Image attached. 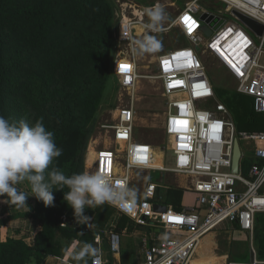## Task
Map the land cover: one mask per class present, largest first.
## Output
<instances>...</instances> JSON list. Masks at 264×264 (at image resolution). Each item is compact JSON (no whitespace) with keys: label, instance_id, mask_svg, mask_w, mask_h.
I'll return each instance as SVG.
<instances>
[{"label":"built area","instance_id":"1","mask_svg":"<svg viewBox=\"0 0 264 264\" xmlns=\"http://www.w3.org/2000/svg\"><path fill=\"white\" fill-rule=\"evenodd\" d=\"M199 1L189 0L175 21L188 43L163 52L156 59V78L167 99L162 127L167 144H159L158 149L170 153L168 166L155 165V147L135 138L136 113L132 105L121 104L116 108L112 122L105 125L108 141L94 150L92 172H104L117 184L126 183L132 188L135 171L148 173L144 189L137 196L130 214L107 204L118 217L124 214L138 228H150L140 240L141 256L136 264H192L198 253L197 247L207 234L222 226H236L252 239L255 217L264 213V130L236 129L228 108L216 97L199 56L206 51L215 56L236 80L234 90L252 97L254 111L264 113V64L260 62L264 53V29L259 35L248 27L258 37L257 41L254 40L245 30L247 26L244 23L242 26L233 13L237 11L264 27V0L207 1L206 5L213 7V11L201 7ZM202 13L221 21L207 38L201 31L203 22L199 16ZM185 16L194 23L191 31L183 21ZM145 25L142 20L122 16L114 33L116 48L124 45L127 49L115 54L113 64L118 85L128 94L135 90L139 79L134 38L138 27L145 29ZM124 31L127 38L122 37ZM237 33L244 34L248 41L246 46L238 41ZM196 45H201L198 51ZM177 53L190 55L177 56ZM164 61L168 62L167 65ZM118 62L125 63L130 69L117 71ZM232 64L240 69L239 73ZM172 94L178 96L170 99ZM210 101L212 105H209ZM235 140L239 143L241 155L237 172H232ZM240 142L248 147L246 152L241 149ZM245 157L251 159L247 167L242 164ZM156 171L172 172L189 182L184 187L189 201L181 204V210L163 203L162 193H159L162 187L159 181L162 180L150 179V173ZM154 203L164 204L166 211L154 212ZM176 217L179 220L173 219ZM59 220L61 227L72 224L65 213L59 216ZM117 220L110 218L102 229L95 231L92 242L100 250V264H109L107 254L113 257L121 253L126 229L117 231ZM88 229L95 230L91 222L85 225L84 230ZM251 250H254L253 262L225 257L219 264H264V259L257 258L255 249L251 247ZM90 264H95L93 259Z\"/></svg>","mask_w":264,"mask_h":264},{"label":"trees","instance_id":"2","mask_svg":"<svg viewBox=\"0 0 264 264\" xmlns=\"http://www.w3.org/2000/svg\"><path fill=\"white\" fill-rule=\"evenodd\" d=\"M117 29L110 0H0V116L10 122L23 119L29 125L42 118L62 149L49 171L55 167L69 176L85 172L90 126L111 81ZM214 89L237 130H264V113L254 111L252 97L234 89ZM67 191L54 188L52 206L34 196L33 201L27 197L24 205L5 203L1 207L0 215L7 214L0 217V226L14 216L9 213L11 208L25 206L26 211L20 214L30 215L41 229L32 243L15 237L0 240V264L41 262L48 255H59L62 244L58 235L92 244L96 229L105 226L112 209L107 204L86 208L84 214L91 217L95 228L86 231V224L76 222L63 199ZM182 193L180 187H167L163 203L181 210ZM62 213L70 226H60ZM124 227L130 231L137 225L122 215L116 230ZM253 239L257 258L264 259V213L255 217ZM122 260L136 264L132 252L123 253Z\"/></svg>","mask_w":264,"mask_h":264},{"label":"rangeland","instance_id":"3","mask_svg":"<svg viewBox=\"0 0 264 264\" xmlns=\"http://www.w3.org/2000/svg\"><path fill=\"white\" fill-rule=\"evenodd\" d=\"M188 1L189 0H110L114 7L115 18L118 20V23L119 20H122V16H125L126 18H131L133 20H142V22L147 24L148 17L145 14V10L155 6L162 7L165 13V20L163 21L164 30L159 32H149L145 28V30L140 32L137 29L138 31H136V33L138 34L134 38V42L136 40L142 39L145 35L150 34L160 41L161 46L157 51L153 53L139 54L134 50L136 54L139 79L135 90L130 94L120 89L117 76L114 72L113 64L115 54L120 50L126 52L127 49L124 45L120 47L117 46V48L114 49L113 61L111 63L112 66L110 68V85L103 96V100L90 126V134L84 153L85 171H93L94 158L90 163H88L86 156L88 155L90 149L94 151L97 148H100L102 144H104V142L108 141V129L105 127V125H108L112 122L114 112L116 108L121 104L133 106L136 113L134 136L137 140H142L153 145L155 147L153 151L154 156L156 155V152H161V150L158 149L159 144H167V140L164 137L162 128L165 113L167 111V99L162 93L160 81L156 78V59L163 52H166L176 46L186 45L188 43L187 39L184 37L180 29L175 25V21L180 10L184 8ZM207 1L211 0H201L199 1V4L201 5V7L213 11V7L206 5ZM138 11L140 12V14L138 13ZM241 24L243 26L242 22ZM244 28L245 30L250 32L254 40H258V37L255 33L248 29V27ZM199 56L214 88H235L237 84L236 80L231 76L228 70L219 62V60L215 56H213L209 51L201 52ZM260 62L264 64V53L261 55ZM124 64L125 63L118 62L116 64V70L119 71V69H122L121 65ZM209 105H212V101L209 102ZM240 145L241 149L244 152L248 150V147H246L243 142H240ZM250 160L251 159L249 157H245L243 159L242 164L244 165V167L248 166ZM169 161L170 153H163V166L167 167ZM147 174L148 173L146 171H135L133 174L134 183L132 184V188L136 190L137 196H140L144 189V184L147 180ZM150 179H157V181L162 180L159 181L162 185L161 189H159V193H163L164 190L169 186L182 188V198L185 195V184H189L188 181H185V177L168 171L151 172ZM19 187L22 191H27L28 194L31 195L30 190L25 186ZM0 197L2 198V196ZM28 197L31 201H33L34 196ZM188 201L189 197H187L185 200L183 199L182 202L184 204ZM122 215L124 214H121V216ZM127 217L131 219L129 216ZM137 234L140 235V233ZM208 235L211 237L213 257L216 258L218 262H220V260L224 259L225 257L233 261L248 262L250 260L251 247H253L255 251L257 248L254 239H251L249 235L236 227L228 228L222 226L213 230ZM139 239L140 237H138L137 240ZM58 240L62 244V255L65 254V256H68L69 258V254L75 250H78L80 247V242L77 238L67 239L58 235ZM135 242H137L135 238H131L129 235L124 236L122 237L121 248L123 247V245L133 246L135 245ZM201 255H203V253H197L192 264H195L199 260V256ZM139 258L140 257H137V260Z\"/></svg>","mask_w":264,"mask_h":264},{"label":"clouds","instance_id":"4","mask_svg":"<svg viewBox=\"0 0 264 264\" xmlns=\"http://www.w3.org/2000/svg\"><path fill=\"white\" fill-rule=\"evenodd\" d=\"M145 14L148 17L145 27L149 32L164 30L165 13L162 7L148 8ZM122 37L127 38L126 31L122 32ZM135 45L134 50L139 54L153 53L161 46L160 41L150 34L136 40ZM61 155L62 149L56 146L53 133L46 130L42 118L29 125L23 119L10 122L0 116V196H6L4 202L24 205L28 196H35L45 206H52L53 189L67 188L63 199L72 208L78 224H88L91 220L84 214L86 208L96 209L108 204L129 214L134 210L136 190L126 183H115L104 172L85 171L69 176L55 167L49 171L54 158ZM19 186H25L31 195ZM69 256L75 264H88L89 258L100 264V250L88 242Z\"/></svg>","mask_w":264,"mask_h":264},{"label":"crops","instance_id":"5","mask_svg":"<svg viewBox=\"0 0 264 264\" xmlns=\"http://www.w3.org/2000/svg\"><path fill=\"white\" fill-rule=\"evenodd\" d=\"M156 154H157L158 159L161 163L160 166H162L163 152L162 151L156 152ZM187 197H189V196L185 194L181 200V204L183 203L182 202L183 199L185 200ZM4 201L5 200L0 197V211H1V206H3L5 204ZM25 211H26L25 206H16V207H13L9 210V213L11 215H14V216L8 218L5 222V224L0 226V240H4L6 237H15V238H22L27 243L33 242L34 236L41 229V226L30 215L20 214V213L25 212ZM112 212H111L109 218L110 217L111 218L114 217L115 219L118 218V220H117V223H118L120 217H118L116 214H113ZM6 214L7 213H5L3 216L0 215V217H6ZM123 229H126L124 236L129 235L131 238H135L137 242H135V245H133V246L123 245V247L121 248V253L119 255L110 257V255L107 254L106 258L109 261V264H127V262H126L127 260H125V261L122 260V254L124 253L126 255L127 253H130V252L134 253V257H135L136 263H137V261H138L137 257L141 256V254H140V240L147 232H149L150 228H146V231L141 230L140 228H138V226L136 228H134L133 230H130V231L126 227H124ZM137 233H140V235H138ZM138 237H140L139 240H137ZM79 244L81 247L82 244L81 243H79ZM92 244H93V242H92ZM106 253L107 252H105V254ZM27 264H75V262L71 261L68 256H65V254L62 255V253L60 251V254L57 256L56 255H48L41 262L31 261ZM88 264H90L89 259H88Z\"/></svg>","mask_w":264,"mask_h":264},{"label":"water","instance_id":"6","mask_svg":"<svg viewBox=\"0 0 264 264\" xmlns=\"http://www.w3.org/2000/svg\"><path fill=\"white\" fill-rule=\"evenodd\" d=\"M233 13L240 19L242 23H244L247 27L250 29L256 31L259 35H261L264 27L262 24L258 23L257 21L237 12L233 11ZM200 20L203 22V25L201 27L202 33L209 37L211 35L212 30L216 29L218 25L221 23V21L214 20L213 15L208 13H202L200 16ZM201 45H196L195 50H199ZM241 151L239 148V143L237 140L234 141L233 144V153H232V164H231V170L232 172H237L239 159H240ZM152 210L154 212H165L166 206L164 204H158L154 203L152 204ZM141 230H145L146 228L144 226L140 227ZM163 231V230H162ZM254 260V250H250V260L249 262H253Z\"/></svg>","mask_w":264,"mask_h":264},{"label":"bare ground","instance_id":"7","mask_svg":"<svg viewBox=\"0 0 264 264\" xmlns=\"http://www.w3.org/2000/svg\"><path fill=\"white\" fill-rule=\"evenodd\" d=\"M138 13H140V12L138 11ZM138 30L141 32L145 29L138 27ZM121 70H123V69H119V71H121ZM177 96L178 95H176V94H172L169 97H170V99H173L174 97H177ZM86 157H87L88 163H90L92 161V159L94 158V151L92 149H90L89 153ZM154 163L157 166L161 165L157 154L154 156ZM212 247L213 246H212V242H211V237L207 234L203 238V240L199 243V245L197 247L198 253H203V255L199 256V260L195 264H219L218 260H216V258L213 257Z\"/></svg>","mask_w":264,"mask_h":264},{"label":"snow or ice","instance_id":"8","mask_svg":"<svg viewBox=\"0 0 264 264\" xmlns=\"http://www.w3.org/2000/svg\"><path fill=\"white\" fill-rule=\"evenodd\" d=\"M183 21L188 26L189 31H191L193 29V26H194V23L191 21V18L188 16H185L183 18ZM229 31H231V29H229ZM237 38H238V41L242 42L245 46L247 45L248 41H247V39L243 33H237ZM214 47H215V45H214ZM186 55H190V54L189 53H177V56H186ZM167 63H168L167 61H164L165 65H167ZM230 63H231V61H230ZM232 67L239 73L240 69L238 67H236L235 64H232ZM121 68L127 71L130 69V66L121 65ZM178 123H180V122H178ZM105 155H108V154H105ZM140 159L143 160V159H146V157H140ZM173 219L179 220L178 217L173 218Z\"/></svg>","mask_w":264,"mask_h":264}]
</instances>
